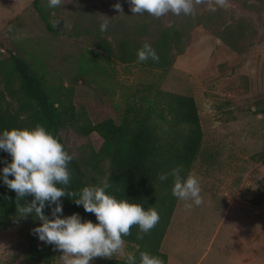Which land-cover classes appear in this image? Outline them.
<instances>
[{"label":"rangeland","instance_id":"rangeland-1","mask_svg":"<svg viewBox=\"0 0 264 264\" xmlns=\"http://www.w3.org/2000/svg\"><path fill=\"white\" fill-rule=\"evenodd\" d=\"M116 2L64 0L50 8L48 0H40L53 24L50 32L33 0H0V58L12 51L49 82L73 84L74 104L92 122L106 117L119 122L133 87L156 79L157 70L107 59L93 46V36H137L139 24L148 25L149 35L161 26L182 28L184 51L176 55L160 86L196 101L203 139L188 175L199 178L203 203L186 208L178 199L177 207H184L179 233L184 247L177 257L180 264H193L208 250L205 262H211L226 243L224 264H239L248 253L249 264H264V161L257 156L264 149V114L259 111L264 103V0H230L229 7L217 6L216 11L209 8V0H202L193 14L168 12L160 17L133 14L128 0H119V12L113 7ZM207 14L204 25L198 16ZM105 15L110 17L109 28L101 31ZM226 34L240 50L223 39ZM81 59L100 67L81 76ZM59 133L79 161L102 142L96 132L85 136L62 127ZM27 232L23 216L0 230V264H46L24 255ZM238 238L241 242L236 244ZM125 248L130 252L126 243ZM60 255L54 247L49 264H61ZM114 258L124 256L96 257L92 264Z\"/></svg>","mask_w":264,"mask_h":264},{"label":"trees","instance_id":"trees-1","mask_svg":"<svg viewBox=\"0 0 264 264\" xmlns=\"http://www.w3.org/2000/svg\"><path fill=\"white\" fill-rule=\"evenodd\" d=\"M39 1L33 0V5L48 31L52 32L53 24ZM209 16L199 15L198 19L205 25ZM136 28L137 36L125 33L110 40L97 34L92 40L93 46L107 59L118 64L133 63L157 70L156 79L133 87L119 122L112 117L92 122L84 110L76 108L73 84L66 86L61 82H49L19 54L9 51L6 57L0 58V131L42 124L59 138L67 151L59 133L62 127H70L85 136L96 132L102 138L101 145L97 150L90 149L81 161L73 156L69 163L71 180L67 189L78 192L83 186L99 185L107 180L110 184L107 191L117 198L135 200L144 207H155L160 215L155 227L138 238L139 228L133 225L130 235L124 240L137 260L141 251H148L160 256L167 264V255L161 251L160 245L178 198L172 194L174 178L169 175L166 181H161L159 175L182 165V176L186 177L200 151L203 131L194 97L164 90L160 86L176 55L184 51V30L161 26L149 35L147 24H139ZM223 39L240 50L230 34L223 35ZM145 42L155 49L158 60L138 61L137 50ZM83 60L85 62L81 59L78 69L81 76L100 67L93 60ZM259 111L264 114V103ZM257 156L264 161V149L257 152ZM10 159L7 152L0 150V167ZM31 199L30 195L16 198L15 191L0 182V230L11 225L19 217V207ZM61 200L63 215L78 212L82 218L96 221L94 213L85 212L83 206L75 204L72 198L64 196ZM43 211L51 218L47 206ZM25 218L28 244L24 255L49 264L54 259V247L38 242L31 231L41 221L31 214ZM107 264H126V260L125 257L109 259Z\"/></svg>","mask_w":264,"mask_h":264},{"label":"clouds","instance_id":"clouds-1","mask_svg":"<svg viewBox=\"0 0 264 264\" xmlns=\"http://www.w3.org/2000/svg\"><path fill=\"white\" fill-rule=\"evenodd\" d=\"M64 0H48L50 8L63 4ZM202 0H128L133 14H150L160 17L168 12L175 15L193 14L195 5ZM209 8H227L230 0H209ZM119 12L122 5L117 0L113 5ZM109 18L100 23L101 31L109 28ZM138 61H156L159 56L150 43L145 42L137 50ZM0 150L7 152L11 159L0 167V182L16 193V198L31 196L30 202L19 207V216L29 214L41 223L31 231L40 241L53 245L61 252V264H92L96 257L112 258L119 253L126 264H164L163 259L148 251L137 256L126 251L124 237L130 235L131 227L137 225L138 238L148 233L160 220L155 207H144L135 200L117 198L107 191V180L99 185L83 186L78 192L69 191L71 170L69 163L73 155L64 144L42 124L34 127H13L0 131ZM174 178L172 194L184 200L186 208L203 203L200 180L195 175L182 176V165L169 172L161 173L159 179ZM68 196L85 212L95 214L96 221L82 218L80 213L63 215L61 198ZM50 209L51 218L43 209Z\"/></svg>","mask_w":264,"mask_h":264},{"label":"crops","instance_id":"crops-1","mask_svg":"<svg viewBox=\"0 0 264 264\" xmlns=\"http://www.w3.org/2000/svg\"><path fill=\"white\" fill-rule=\"evenodd\" d=\"M182 200V199H181ZM184 201V200H182ZM178 202V200H177ZM183 205H185V201L182 202ZM182 205L177 207V203L175 205V208L173 210V213L171 215L169 224L167 226L165 235L162 239L161 245H160V249L161 251H163L164 253H166L167 255V264H180V259L178 256V254L181 253V248L184 247L183 245H181V236L179 235V233H181V223H182V218H181V210H182ZM227 240V239H226ZM241 239L238 238V240L236 241V244H239L241 241ZM215 242V238H213L211 240V245ZM221 250H217V259H213L210 258L211 262H205V258L208 256V250H206L204 253H202L198 260L195 261L193 264H213V262L215 261L216 264H224V258L226 257V243H223V245L221 244ZM184 249V248H183ZM190 250V248H189ZM189 250L187 251V254L189 252ZM175 253V257L173 256V254ZM229 255V254H227ZM250 256L249 253L243 258L242 262H240L239 264H249L250 261Z\"/></svg>","mask_w":264,"mask_h":264}]
</instances>
